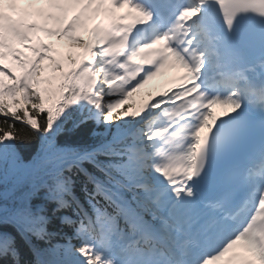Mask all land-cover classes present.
I'll return each mask as SVG.
<instances>
[{
  "label": "snow or ice",
  "instance_id": "1",
  "mask_svg": "<svg viewBox=\"0 0 264 264\" xmlns=\"http://www.w3.org/2000/svg\"><path fill=\"white\" fill-rule=\"evenodd\" d=\"M0 117V264H264V143L230 158L264 126V0H0ZM90 120L93 146L57 142Z\"/></svg>",
  "mask_w": 264,
  "mask_h": 264
},
{
  "label": "trees",
  "instance_id": "2",
  "mask_svg": "<svg viewBox=\"0 0 264 264\" xmlns=\"http://www.w3.org/2000/svg\"><path fill=\"white\" fill-rule=\"evenodd\" d=\"M151 88H152L151 84L150 85H144V87L138 91L145 93L148 90H150ZM0 119H2V117H0ZM17 123H19V122H17ZM119 123L121 125L124 124L123 121H121ZM67 127L68 128L72 127L71 121H69ZM109 131L110 132L116 131L115 124L113 126H111ZM99 134H105V126L103 124H97L94 120H90V121L86 122V125H81L80 128L76 129L73 133H70L68 135H66L65 133H61L57 137V142L61 143V144L67 143L69 146H72V147L90 148L91 146H93L98 141ZM37 145H38V138L31 141L27 145L16 144L15 150L19 154L22 161L24 163H28L29 161H31L32 153H33V151ZM84 166L87 167L89 171H95L94 166L87 163V162L85 163ZM82 181H83V178L81 176V182L76 189L77 195L80 196L81 198H83V195H84L83 191L81 190L83 187ZM89 187H91V186H89ZM3 227L11 229L12 226L6 225ZM58 242H63V241L58 240Z\"/></svg>",
  "mask_w": 264,
  "mask_h": 264
},
{
  "label": "rangeland",
  "instance_id": "3",
  "mask_svg": "<svg viewBox=\"0 0 264 264\" xmlns=\"http://www.w3.org/2000/svg\"><path fill=\"white\" fill-rule=\"evenodd\" d=\"M48 26L49 27H54V26H59V25L54 24L52 22H49ZM88 27L91 29L92 25L89 24ZM84 37L87 40L89 38V35L85 34ZM45 42H50V43L57 44L60 47L61 51L71 50L74 53H77V50L82 49L78 45H75V44H73L72 42H69V41H57V39L55 37H51V38H47L46 37L45 38ZM16 47H20V46L16 45ZM21 50L24 51L26 55H29V56L31 55V53L28 52L27 50H25V49H21ZM3 62L6 65H8V67L12 68L13 71H16L17 73L19 72V69L16 67L15 62L13 61L11 56H6L5 60ZM164 89L165 88H161V89L158 88L157 90H154L151 93L162 92V91H164Z\"/></svg>",
  "mask_w": 264,
  "mask_h": 264
}]
</instances>
